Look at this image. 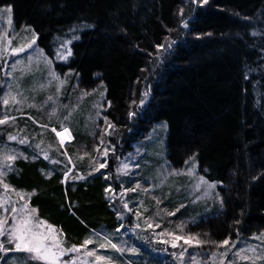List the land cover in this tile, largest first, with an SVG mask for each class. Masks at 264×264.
<instances>
[{
  "label": "rangeland",
  "instance_id": "obj_1",
  "mask_svg": "<svg viewBox=\"0 0 264 264\" xmlns=\"http://www.w3.org/2000/svg\"><path fill=\"white\" fill-rule=\"evenodd\" d=\"M97 1L79 0L75 14L78 41L85 46L93 63L90 76L93 87L88 91L77 89L78 76L71 70L57 71L45 53V44L40 42L36 31L45 3L39 1L35 5L33 11L37 19L34 21L26 14L28 8L21 12L26 4L0 3V120L7 118V122L0 125L9 128L12 137L28 139L44 152L51 159L47 160V170L55 169V176L60 177L62 183L67 177L72 178L73 167L79 166L78 179L83 177L85 184L101 181L107 185L108 180L111 181L106 170L108 155L98 145V131L103 125L110 128L111 116L105 114L107 105H114L123 117L127 114L125 117L135 139L132 148L135 162L129 165L123 160L124 163L115 167L113 173L118 189L111 185L105 189L107 200L112 196L118 201L120 211L113 209L116 217L123 220L130 216L133 221L129 226L119 224L116 231L103 226L90 230L78 251L79 264H264V197L259 196L257 189L264 187V149L249 150L255 139L264 140V132L260 131H264V0H208L207 3L193 0L185 8L186 26L172 22L181 0H125L122 7L117 0H106L107 4L100 2V7L108 16L96 14L91 18L87 6L93 8ZM116 10L121 12L115 14ZM213 13L219 14L215 17L223 22L211 24ZM175 27L179 38H183L182 43L189 42L178 47L174 44L176 40L162 45L161 40L176 31ZM154 47H159L165 57L162 69L152 72L148 84L137 86V73L142 71ZM230 51L236 52L235 59L228 56ZM110 53L113 56L109 57ZM116 53H122L125 58L120 56L114 62ZM198 55L201 60L197 59ZM103 59L113 60L119 68L127 66L126 78L117 91L109 80ZM202 60L208 63L212 81L230 91L233 100L226 107L228 110H223L227 113L222 116L224 120L205 118L198 124L191 110L193 95L210 98L213 111L217 101L209 95L210 85L206 90L203 77L206 78L208 68ZM252 67L257 70L249 82L243 83L241 73ZM186 69L183 78H179L184 93L179 94L176 77ZM130 84V88L133 84L134 87L127 103ZM173 95L180 107L181 124L177 126L180 136L174 141L166 113L160 115L158 110L161 103L171 110L170 96ZM187 97L191 99L189 102ZM148 98L150 108L143 114L141 109ZM5 99L7 105L3 103ZM52 129L68 130L64 133L63 145L61 137ZM217 129L224 131L220 134L223 138L231 139L236 131L247 132L250 137L246 143L235 140L233 145L229 143L225 147L227 156L221 159V170L215 173L201 161V156L211 144L208 138ZM189 131L198 134V138H189ZM9 156L23 158L19 142L12 138L8 143L0 142V170L4 175L12 172L13 160L6 159ZM249 157L255 169L252 182L245 190L244 225L213 238L204 243L206 246L197 243L189 227L198 220H210L219 214L230 165L236 161L242 167ZM101 163L105 167L100 168ZM122 172L118 179L117 173ZM126 172L128 175L124 176ZM4 175L0 176V181ZM244 180H240L241 185ZM0 185L4 187V182ZM4 193L12 202L22 203L23 208L12 217H26L23 220L30 221L33 231L49 235L48 244L53 243L51 236L59 240L60 235L55 231L49 233L48 226L36 227L38 222L31 214L32 209L28 205L24 207L28 197L24 191L8 187ZM4 209L0 207L1 213ZM136 227L153 232L160 241L169 237L167 244H179L177 250L167 256L159 252L162 246L157 243V249L156 245L138 247L137 234L133 232ZM177 236L181 239L177 240ZM185 239L190 242L185 243ZM86 240L92 243L85 245ZM225 240L227 245L223 244ZM0 244L3 245L0 264H24L23 257L11 250L14 244L9 242L8 235L2 236ZM89 251L94 254L89 256Z\"/></svg>",
  "mask_w": 264,
  "mask_h": 264
},
{
  "label": "trees",
  "instance_id": "obj_2",
  "mask_svg": "<svg viewBox=\"0 0 264 264\" xmlns=\"http://www.w3.org/2000/svg\"><path fill=\"white\" fill-rule=\"evenodd\" d=\"M39 1L45 3V5L43 8V18L37 25L36 31L39 34V38H41L40 42L45 44L46 55L53 62L54 68L57 71L71 70L78 76V80L76 82L77 89L87 91L90 90L93 87L91 86L92 82L90 78L93 63L91 57L88 56L86 52L85 46H83L78 41V30L76 27L77 23L75 22V14L77 10H79L80 6L79 0H0V3H10L15 5L26 4V7H21V12L28 8V12H26V14L31 20L34 21L37 19V15L33 10ZM117 1V4L120 6L125 4V0ZM100 2L107 4L106 0H98L95 7L92 8L89 7V5L87 6V8H89L88 14L91 18L96 17V14L104 18L108 16L105 14L106 11L104 8L100 7ZM190 2H193V0L180 1L179 6L177 7V12L175 15L173 14L172 22H174L175 25L178 23L184 25L186 24L187 18L185 17V8ZM118 12L121 11L116 10L115 14H118ZM217 15L219 14H212L210 18L212 23L209 21L211 24L223 22L220 17H215ZM71 21L74 22L70 23ZM112 28L114 29L116 27L113 26ZM175 28L176 31H174L172 34L168 33L161 40L162 45L170 44L172 41L176 40L174 44L175 47H178L189 42L188 40L182 43L183 38H179V30L177 27ZM132 48L135 49V46H132ZM69 52L71 53L70 55ZM239 52L246 55V53H242L241 49H239ZM234 53L236 57V52ZM234 53L230 51L228 56H231L233 59ZM110 54L111 55H108L109 57L113 56L112 53ZM99 55L101 54L99 53ZM120 56L125 58L122 53H116L114 62L117 58L120 59ZM164 58L165 57L161 53L159 47H154L153 52H151V54L146 59L144 67L141 68L142 71L137 73L138 78L136 85L138 86L141 84L144 86V84H148L149 79L152 78V72L156 69H162V63L165 60ZM197 59L201 60L202 57L198 55ZM103 60V65H106L109 74V80L112 84H114L113 86L116 87L115 91H117L118 88H120L122 82H124V78H126L128 70L125 67L127 66L124 64V67L119 68L116 66L117 64L114 63L113 60ZM202 62L206 64L208 68L206 78L203 77V81L206 83V90L208 89L207 85H210L211 92L209 90V95L212 94L213 98H215L217 101H215V111H213V108L210 105V98H204L199 94L193 95L195 98L192 100L187 97L188 102L191 100L190 104L193 119H195V121L197 120L198 124L200 122H204L202 119L205 118L210 121L214 118H221L224 120L222 116L223 114L227 113L223 112V110H228L226 107H228V105H230L233 100V95L230 91H228L224 86L217 85L212 81L213 75L211 77L207 61L202 60ZM217 62H219V58L216 59V63ZM228 62L229 61L227 60V63ZM231 62H233V60H231ZM255 70L257 69L252 67L246 71L244 70L243 74L241 73V80L243 83L250 81L251 75L253 72H255ZM186 71L187 69L182 70L176 77L177 83L175 84V87L179 94L184 93L180 79L183 78L182 75H184L183 73ZM130 87L131 84L128 87V92L126 95L127 103L130 100L134 84L132 85V88ZM149 101L150 99L148 98L145 101L143 109H141L143 114L146 113L150 108L148 105ZM146 105L148 108H145ZM161 106L162 103L158 107L159 114L162 115L166 113V118L169 120L172 128L170 136L174 141L180 136L178 135L179 128H177V126L181 127V124L178 120L180 114L178 100L175 95L170 96L169 107H171V110L165 105L162 107ZM229 111H231V109ZM105 112L106 115L111 116V120L108 119V125H111L112 127L109 129L106 128L105 125L101 127L100 131H98V145L108 155L106 170L110 175V177L108 176V179L111 178V181L108 180L107 185L101 181H96L90 185L85 184L84 180L78 179V172L81 171L80 166L77 168L73 167V177H67V179L62 183L61 178L55 176V169L50 168L47 170V160L51 159H45L44 152L37 149L36 146L33 145L28 139L16 137L13 139L11 130L0 125V142L3 143V141L6 140V143H8L9 138H12V140H14L16 143L19 142V147L23 155V158L21 156L13 160L11 169L12 172L10 171L9 173L5 174L2 182L7 184L9 188L17 191H24L27 194L28 207H30L32 210L35 209V211L31 213L33 218L37 222L44 221L45 223L43 225L51 226L52 229L60 235L59 241L61 242L62 249H71L74 246L76 248H80L88 232L92 229H95L96 227L103 226L108 230L116 231L119 227V224L124 223L125 225L127 224V226H129L131 221H133V218L127 214L125 215L128 217H125L123 220H121L123 217H121V219H119L120 217H116L113 209L117 212L120 211L117 205L118 201H115L114 197L112 196H109L110 199L107 200L105 189L110 185L111 187H116L118 189V186L115 182L116 177L113 173L115 167H119L120 163L129 162L128 164L131 165V163L135 162L136 156H134L132 153L135 139L132 134L131 126H129L126 120L127 114H125L123 117L116 110L114 105H107V110H105ZM136 116L137 113L135 114V117ZM213 124H217V121L213 122ZM260 131L264 132L262 129H260ZM220 134L223 135L224 131L221 132L219 129H217V131L208 138V140H211V144L208 145V147L204 150V154L201 156V161L213 168L215 173L217 170H221V159L224 156H227L225 153V147H228L229 143H232L233 145L235 140L246 143L247 138L250 137L249 134L244 131H240V133L237 131L233 132L231 139L227 137L223 138ZM188 136H190L189 138H192L193 140L198 138V134L193 131H189ZM21 140H23L24 143H21ZM254 141L255 142L253 145L251 147L249 146L250 151L255 152L259 147H263L264 149V140L262 138L259 140L255 139ZM123 160L124 162H122ZM254 169L255 168L251 163L250 157L247 158L246 163L242 167L237 165L236 161L230 165V168L226 173L227 185L225 194L222 196V198H224L222 210L219 212V214L212 216L210 220H198V222L193 223L189 227L191 234H193L192 238L195 239L196 242L199 240L202 242V244L209 243V241H212L213 238L217 239L218 237L231 232L234 228L238 230L244 225L243 219L245 218L246 214V212L244 214L243 207L246 196L245 190L252 182L251 177ZM242 170H244L243 174L240 173ZM122 175L123 172L117 173L118 179H120ZM126 175H128V172L124 174V176ZM242 178L245 180L241 185L240 180ZM257 189L261 193L259 196L264 197V187L258 186ZM5 191L6 189L0 185V203L3 204L2 207L8 209V211H5L4 209L5 212L3 213H1L0 210V216L1 218H5L7 220L4 228L8 230L14 227L15 224L21 219L26 217L19 216L17 217L16 221L12 219L14 212H12L11 209L14 207L19 212L23 206L21 202H12L10 199H8L4 193ZM256 216L259 217V215ZM133 232L137 234V246L140 248L142 246V249L143 246L147 248L149 246L154 247L153 245H156L154 248L157 249V244H159L162 246L159 252L166 254L167 256H171V253L177 250L176 247L179 245L175 244L176 247H173L167 244L166 241L169 240V237H164V239L167 240H162L164 241V244H161L162 241L157 240L154 237L153 232L150 233L148 230H143L139 227L134 228ZM1 241L2 236H0V242ZM13 244L15 247L14 242ZM206 245L207 244H204V246ZM14 247H11V250L20 257H23L24 264H47V262L44 260L33 259L32 257L35 256V253L16 251L14 250ZM53 251L59 253L60 249L54 248ZM79 257V252H69L66 255H63L57 264H63V261H67L69 259L73 260L74 264H79V261H81Z\"/></svg>",
  "mask_w": 264,
  "mask_h": 264
},
{
  "label": "snow or ice",
  "instance_id": "obj_3",
  "mask_svg": "<svg viewBox=\"0 0 264 264\" xmlns=\"http://www.w3.org/2000/svg\"><path fill=\"white\" fill-rule=\"evenodd\" d=\"M208 0H202V3H207ZM10 11V9H9ZM163 47V46H161ZM71 53L69 52V55ZM49 99H51V97H49ZM3 103L5 105L8 104V100L5 99L3 101ZM7 122V118L0 120V124H3ZM109 127H112L111 125H109ZM53 132L56 133V135L58 137H61L60 143L61 145H63L65 143L64 140V133H67L68 130L67 129H63L62 131H57L56 129H52ZM68 138L70 139V133L68 134ZM14 139V137H13ZM21 143H24L23 140L20 141ZM16 157L14 156H9L6 157L7 160H14ZM47 155L45 154V159H47ZM10 167V165H8ZM100 168L105 167V164L101 163L99 165ZM127 167V165H125V168ZM98 170V169H97ZM4 172L2 170H0V176H3ZM81 179H83V177H81ZM203 182V181H202ZM0 183H3L2 181H0ZM8 185L4 184V188L7 190L8 189ZM23 199V197H21ZM2 203H0V207H2ZM24 207H27V204L24 205ZM125 208H127V204L124 205ZM5 211H8V209H5ZM12 212H17L18 210L16 208H12L11 209ZM33 212L35 211V209L32 210ZM12 219L14 221H16V217H12ZM7 223V220L5 218H0V236H4V235H8L9 238V242L10 243H15V249L16 251H23V252H27V253H35V256L32 257L33 259H38V260H44L47 262V264H57L58 261L61 260V257L63 255H66L69 252H78L80 249L76 248L75 246L71 249H62L61 248V242L57 239L56 236H51V240L53 241L52 244H48L46 243V241H48L50 239L49 235L43 234L41 232H36L33 231V229L31 227H29V220H23L21 219L19 222H17L15 224L14 227H12L11 229L6 230L4 228V225ZM45 222L44 221H39L36 225V227H39L41 225H43ZM149 227H151V225H149ZM48 231L49 233L53 232L54 230L52 229L51 226H48ZM262 236H264V234H262ZM256 239H261L262 237H255ZM177 240L181 239V237L177 236L176 237ZM189 239H185V243H189ZM92 243L91 240H86L84 242L85 245ZM197 243H200V241H197ZM223 244L227 245L228 241L225 240L223 242ZM103 246V245H102ZM113 248H116V245L113 244L112 245ZM173 247H176L175 244H173ZM3 248V245L0 244V249ZM54 248L60 249V252L57 253L56 251H53ZM119 250V249H117ZM94 253L89 251L88 255L91 256ZM98 260L104 259L103 257H97ZM63 264H74V261L69 259L67 261H63Z\"/></svg>",
  "mask_w": 264,
  "mask_h": 264
}]
</instances>
